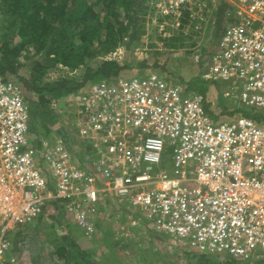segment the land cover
<instances>
[{
    "label": "built area",
    "instance_id": "obj_1",
    "mask_svg": "<svg viewBox=\"0 0 264 264\" xmlns=\"http://www.w3.org/2000/svg\"><path fill=\"white\" fill-rule=\"evenodd\" d=\"M200 1L158 0L157 14L178 23ZM234 2L233 22L202 78L264 110V0ZM75 100L78 137L94 160L80 162L58 141L39 163L28 140L29 104L19 84L0 75V264L16 262L10 231L32 224L53 200L67 201L91 239L89 208L100 184L189 251L246 261L264 252V128L249 118L215 123L204 95L187 94L157 72L103 81Z\"/></svg>",
    "mask_w": 264,
    "mask_h": 264
},
{
    "label": "trees",
    "instance_id": "obj_2",
    "mask_svg": "<svg viewBox=\"0 0 264 264\" xmlns=\"http://www.w3.org/2000/svg\"><path fill=\"white\" fill-rule=\"evenodd\" d=\"M204 2L202 0L201 4ZM149 3L152 4V1L0 0V75L20 85L30 107L31 129L33 118H38V126H35L33 134L39 129L47 130V124L41 120L42 116L53 115L54 105L61 100L87 92L90 87L103 81L116 83L122 71H129L130 63L124 60V65H120L109 56L122 47L127 52L144 44L147 23L150 21L147 18ZM197 11L203 12L201 8H187L181 12L178 29L174 31L178 34L175 36L170 28H166L163 33L167 31L172 34L166 42V49L151 53L139 64L141 70L169 74L185 81L188 91L192 89V79H199L196 69L190 71L189 66L176 61L173 54L184 48L185 37L181 31L184 27L188 28L190 23L196 26L192 15ZM232 22L231 14L230 24ZM58 68L67 74L57 80L47 81L51 71ZM205 93L206 90H203L198 94L206 96ZM230 107L233 110L228 109ZM230 107L221 108L220 114L214 117L207 99L204 103L207 114L215 123L249 118L264 128L263 110H256L244 103ZM42 135L38 139V147L46 134ZM36 152L40 162L43 155L37 149ZM50 203L62 208L67 201L53 200ZM63 225L65 234L54 235L51 264H98L90 252L89 239L84 233L81 234L79 227L76 224V228L71 227L67 222H63ZM188 252L192 254L194 264H264V252L251 261L226 254ZM145 258L143 256L137 264L150 263Z\"/></svg>",
    "mask_w": 264,
    "mask_h": 264
},
{
    "label": "crops",
    "instance_id": "obj_3",
    "mask_svg": "<svg viewBox=\"0 0 264 264\" xmlns=\"http://www.w3.org/2000/svg\"><path fill=\"white\" fill-rule=\"evenodd\" d=\"M204 1V4H201L200 7L203 12L200 13V11H197L192 15V19L195 20L196 26L195 23L189 22L190 26L188 28L184 27L183 31H181V33H183V36L185 37L184 44L192 42V44L189 43V47H193L194 53L191 54L188 52L186 53L187 55L185 57L178 58L179 60L177 59V55H175V52L173 54L175 55L174 57L176 61H182V63L188 65L190 71L196 69L195 72L197 73L201 81L204 80L202 78V75H204V73H206L212 65V58L215 52L220 47L224 31L230 24V15H233L235 8V0ZM197 8L199 7L194 6L193 10H197ZM151 15H154V17L149 19L150 26H148L149 28L147 30V35H150V39L152 41L150 43L141 44V46H138L136 50L138 54L140 50H143L145 48V46L150 45L158 48L160 42L157 41L160 39L163 40L161 36L167 39L164 40L166 43L168 41V38H170L172 35L169 34L167 31L166 33H163L166 28H170L173 33L174 26H176L178 29L179 22L175 23L171 19L165 20L168 21L165 22L164 19L160 17H157L159 19L158 22L157 20H154L156 15L158 16L157 9L155 10V14L152 13ZM152 26L158 27V29L156 30L161 31L159 35L155 34V30L150 34V30L154 29ZM177 34L178 33L176 32L175 36ZM189 35H192L193 37L189 38ZM152 37H154L153 39L155 40H153ZM165 45L166 44H164V46ZM160 49L161 47L155 50L159 51ZM121 52H123V50L120 51V53ZM136 52L133 54L135 59L134 57H132L131 59V61L135 60V68L133 69V65L130 62L131 70H129H134V72H130L132 74H130V76H126L125 71L124 74H121L120 79H129L137 75H142L146 72L139 68V64L145 59H142L140 56H138ZM128 59L129 58L124 55L123 61L125 60L127 63H129ZM176 67L181 68L180 66ZM181 69L183 71L186 70L183 68ZM158 74L164 77L168 82L182 88L185 93H188V85L185 81L183 82L182 80H178L177 78H174L173 76L166 73ZM209 83L216 85L219 84L221 88H226L227 85L222 81L217 80L211 82L209 81ZM221 88H218L217 92L215 86L211 85L207 93L205 94L207 103L212 107L211 109L214 117L220 114L221 108H228L230 106L238 105V103H234L229 100V105L225 102H221L219 99L222 92V90H220ZM191 94L196 93L192 92L190 93V95ZM228 109L233 110L231 107ZM52 116H54V114ZM43 121L47 124L51 123L49 122L50 120ZM42 133L46 135L45 138L41 140L43 141L41 143V146L38 147V143H40L38 139L40 136H43ZM29 134H31V138L28 139L30 146L33 147L35 150L37 149L39 152H41L40 155H44V153L50 150V148H52L56 142L60 141L64 143L66 149L69 150V152L80 162L83 158H85V156L87 158L89 157L91 161H93L95 158V153L94 150L91 148V145L84 143L78 137L76 129H68L66 127L56 129L53 127H49L48 125L47 130L39 129L35 134H33V130L31 132L30 128ZM99 193L100 194L98 202L93 205L91 209L89 208L90 216L96 227L95 234L92 236L91 239L88 238L91 246L89 248L90 252L93 253V260L96 263L127 264L126 259L129 255L126 250L132 249L133 252L134 249L131 245V240L135 236L141 239L143 238L144 241L147 239V246L144 248L141 247L140 250L136 252L139 256L138 260H140L143 256L147 257L145 259H149L148 261L150 263L147 264L159 263V260L162 258L163 254L173 257L174 254L181 251V249H187L185 243H183L179 239L160 234L158 231H156L154 222H152V220L147 216L144 211H142L140 208L132 207L131 205L127 204L123 198H119L113 193L107 192L105 190V186L102 184H100ZM48 219L50 221L53 220L54 222L57 221L61 225V228H63L62 231L60 230L59 232L61 235H58L53 231L48 232V229L50 230L52 228V225L48 223ZM63 222H67L68 225L76 228L73 217L65 210V204H63L61 208L60 205L54 206L49 203L46 206V209L44 210L43 214L32 224L23 227H14V229L11 230L9 233V238L11 239L13 246L11 249L12 252L10 253V256L16 258V262L14 264H36L37 259H41L46 244H48V246L51 248L50 252H52V248L54 247V235L63 236L65 234L66 229L63 225ZM44 226L46 227L43 229ZM79 231L82 234V231L80 229ZM42 232L45 233V239L44 241H42V244H44L43 246H41V240L43 239L39 237L40 235L43 237ZM17 245L21 246L22 250L20 251V253H18V249L16 247ZM117 249H121L120 254L117 253ZM187 250L189 251V249ZM122 256L124 257V259H122ZM6 263L10 264L7 259Z\"/></svg>",
    "mask_w": 264,
    "mask_h": 264
},
{
    "label": "rangeland",
    "instance_id": "obj_4",
    "mask_svg": "<svg viewBox=\"0 0 264 264\" xmlns=\"http://www.w3.org/2000/svg\"><path fill=\"white\" fill-rule=\"evenodd\" d=\"M151 1H152V4L149 3V5L147 6L148 9H149L148 10V16H147L148 19L154 17V15H151V14L152 13L155 14V10L158 9V5H156L158 0H151ZM157 17L161 18V16L158 14V16L156 15V17L154 18V20H157V22H158L159 19ZM147 25L150 26L149 23H147ZM148 26H147V29L149 28ZM152 27L154 29L150 30V34L155 30V34L159 35V33L161 31H159V30L157 31L156 30V29H158V27H156V26L155 27L152 26ZM173 30L176 31L177 27L174 26ZM174 33H176V32H174ZM153 38L154 37H152V39ZM161 38L164 39L162 36H161ZM153 40H155V39H153ZM151 41L152 40L150 39V35H147V36L144 37V44L150 43ZM157 42H160L159 43V47H161V49L159 51H162V49H166L165 46H164V44H166L164 40L160 39ZM187 42H189V41H187ZM189 43H185L184 44L185 45V49L182 48L184 50H179V51L175 52V55H177L176 56L177 58L185 57L187 55L186 53H188V52L191 53V54L194 53L193 52L194 49H193L192 46L189 47ZM190 44H192V42ZM158 48H156L154 46H150V45L149 46H145V48L143 50H140L139 54H138L136 52L137 48H135L134 50H132V48H131V51L128 50L126 52L125 48L122 47L120 49H122L124 53L122 52V54H119V49H118V52L116 51L114 54L109 56V58L117 60V62H119L120 65H124L123 64V59H124V55H125L126 57L129 58L128 61H129V63L130 62L132 63L133 69H134L135 68L134 67L135 66V60L131 61V59H132V57H134L133 54L135 52L142 59H146L147 58L146 56H149L151 53L159 52V51L155 50V49H158ZM171 54H173V53H171ZM175 55H173V56H175ZM134 59H135V57H134ZM186 60H188V59H186ZM129 70H131V68H129ZM130 72H134V70L126 72L125 75L126 76H130V74H132ZM124 73H125V70L122 71V74H124ZM66 74H67L66 71H64L63 69L58 68V69H56L54 71H51V73L47 77V81L48 80L49 81L57 80L60 76H63V75H66ZM203 81H206V80H202L201 81L200 79H196V80L192 79V81H191L192 84H191L190 88H192L193 90L190 89V91H188L187 94H190L192 92L199 93V91L202 92L203 90H206V93H207V91H208V89L210 88L211 85L215 86V89L217 90V92H218V88H221V86L219 84L216 85V84L209 83V81H207V82H203ZM220 90H222L221 96L219 98L221 102H225L228 105H229V101H232V102L238 103V104L241 103V102L235 100L233 97L226 98L224 96V93L227 91V88L223 87ZM85 93L86 92L81 93V94H85ZM54 109H55L54 116H52V115H50V116L49 115H43L42 116L41 120H45V121L50 120L49 122H51L49 124L46 123L47 124L46 127H48V125H49V127H53V128H56V129L61 128V127H66L68 129H76L77 128V120H78L77 115H78L79 108H78L77 102L75 100V97H69V98H65V99L61 100L60 102H58L57 104L54 105ZM32 113L35 116L36 112L34 110H33ZM36 120H38V118H36V117L33 118V127L31 129V132H32V130H35V126L36 127L38 126ZM52 120H54V121H52ZM29 138H31V134L28 135V139ZM48 223L50 225H52V228L50 230L48 229V232H50V231L52 232L53 231V232L57 233L58 235H61L59 232H60V230L62 231L63 228H61V226H59L60 224L57 221L54 222L53 220L50 221L48 219ZM45 227L46 226H44L43 229ZM42 235H43L44 238L41 235L39 236V237H41L43 239V240H41V246L44 245V244H42L43 243L42 241H44V239H45V233L42 232ZM144 239H146V238H144ZM146 240L144 241L143 238L141 239V238H138L137 236H135L131 240V242H132L131 245H132L134 250H133V252H132V249L131 250H126L128 255L130 256V257L128 256V258L126 259L127 260V264H137L139 256H138V254L136 252H138L141 247L144 248V247L147 246ZM127 245H129V244H127ZM16 247L18 249V253H20V251L22 250L21 246L17 245ZM50 251H51V248L48 246V244H46L44 253H43L41 259H37L36 264H45V263L46 264H51V262H50V260H51V252ZM120 252H121V249H117V253L120 254ZM122 259H124L123 256H122ZM157 264H194V261L192 259V254H190L187 249H185V250L181 249V251H179L178 253H175L173 257H170V256H167V255L163 254L162 258L159 260V263H157Z\"/></svg>",
    "mask_w": 264,
    "mask_h": 264
}]
</instances>
